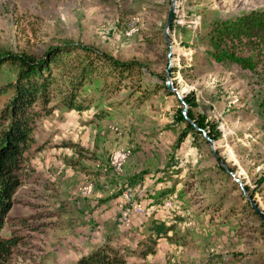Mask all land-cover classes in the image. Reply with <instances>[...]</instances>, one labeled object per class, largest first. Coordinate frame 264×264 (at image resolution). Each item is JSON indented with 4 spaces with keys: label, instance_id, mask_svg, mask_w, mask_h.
Wrapping results in <instances>:
<instances>
[{
    "label": "rangeland",
    "instance_id": "1",
    "mask_svg": "<svg viewBox=\"0 0 264 264\" xmlns=\"http://www.w3.org/2000/svg\"><path fill=\"white\" fill-rule=\"evenodd\" d=\"M170 6L0 0V60L14 59L0 64V114L19 59L48 62L72 45L134 67L115 92L102 76L83 84L88 109L77 112L59 93L76 59L51 65V112L34 120L0 231L17 238L9 264H76L105 245L127 264H264V225L246 198L264 216V56L240 52L256 62L245 70L215 59L211 40L221 23L264 10V0H177L166 42ZM169 67L182 100L166 90ZM144 91L151 95L141 101ZM203 132L214 136L213 150ZM152 222L173 231L140 257Z\"/></svg>",
    "mask_w": 264,
    "mask_h": 264
},
{
    "label": "trees",
    "instance_id": "2",
    "mask_svg": "<svg viewBox=\"0 0 264 264\" xmlns=\"http://www.w3.org/2000/svg\"><path fill=\"white\" fill-rule=\"evenodd\" d=\"M211 40L215 59H224L242 69L253 71L256 62L239 53L250 52L257 59L264 56V10L251 11L235 20L221 23L213 30ZM58 50L59 53L48 62L38 63L33 58L19 59L16 81L10 85L14 91L13 96L0 114V122H7L6 128L0 130V231L11 208V199L21 185V174L27 163L25 155L33 143L31 131L34 120L42 113L51 112V108L47 106L51 101L50 88L56 84L51 74V65H65L67 56L69 59H76L71 66L74 73L69 76L68 88L59 93L63 108L77 112L88 109L89 102L80 99L79 90L83 84L91 82L93 77L102 76L103 86L109 92H115L125 79H132L134 75L131 64L119 63L90 48L69 45ZM11 59L14 60L4 58L0 60V64L11 62ZM104 69L107 71L104 72ZM106 81L110 83L107 85ZM145 91L141 101L147 100L151 95ZM198 126L203 127L200 122ZM208 136L215 139L210 132ZM171 231V226L152 222L148 228L150 237L139 256L152 254L157 240L168 238L167 234ZM16 245L17 238L0 236V264H9ZM76 264H127V261L119 251L105 245L81 257Z\"/></svg>",
    "mask_w": 264,
    "mask_h": 264
},
{
    "label": "water",
    "instance_id": "3",
    "mask_svg": "<svg viewBox=\"0 0 264 264\" xmlns=\"http://www.w3.org/2000/svg\"><path fill=\"white\" fill-rule=\"evenodd\" d=\"M176 1H177V0H171V6H170V9H169V11H168L167 19H166V22H165V25H164V29H163V35H164V37H165V41H166V42H168V33H167V31H168V29H169V27H170V25H171V21H172V19H173V14H174V12H175ZM169 71H170V67L165 71V74H166V81H165V87H166V90H167L168 92L173 93L174 95H176L177 98H178L179 100H182V96L179 94V91L174 87V85H173V83H172V81H171V77H170V73H169ZM183 113H184V112H183ZM195 128H196L197 131H200L199 128H197V127H195ZM203 136H204V138L207 140V142L209 143L211 149L213 150V147H214V142H213V140H212L211 138H209V137L206 135V133H204V132H203ZM214 157H215L216 159H218V157L216 156V154H214ZM219 164H220V166H221V167H222L227 173H230L229 170H228V168H227V166H226L222 161H219ZM235 182L238 183L239 188H240L241 190H243V187H242L241 183H240L237 179H235ZM246 198L248 199L251 208H252V209L255 211V213L259 216V218L261 219V221H262V223H263V225H264V216H263V214H262L261 211L255 206L254 202H253L250 198H248V197H246Z\"/></svg>",
    "mask_w": 264,
    "mask_h": 264
}]
</instances>
